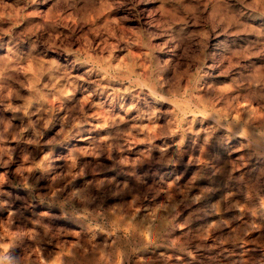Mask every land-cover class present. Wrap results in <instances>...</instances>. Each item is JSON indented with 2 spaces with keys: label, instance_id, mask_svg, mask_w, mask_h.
Returning a JSON list of instances; mask_svg holds the SVG:
<instances>
[{
  "label": "rangeland",
  "instance_id": "374dc122",
  "mask_svg": "<svg viewBox=\"0 0 264 264\" xmlns=\"http://www.w3.org/2000/svg\"><path fill=\"white\" fill-rule=\"evenodd\" d=\"M32 1L0 0V264H264V0Z\"/></svg>",
  "mask_w": 264,
  "mask_h": 264
},
{
  "label": "bare ground",
  "instance_id": "6f19581e",
  "mask_svg": "<svg viewBox=\"0 0 264 264\" xmlns=\"http://www.w3.org/2000/svg\"><path fill=\"white\" fill-rule=\"evenodd\" d=\"M7 1V0H6ZM49 0H33L32 2L33 3H35V4H39V5H43V7L45 6V7H47V2H48ZM2 3V2H1ZM55 3V2H54ZM161 4V3H160ZM48 5H49V3H48ZM52 6V5H51ZM1 8V7H0ZM3 8V7H2ZM6 8V7H5ZM4 8V9H5ZM52 8V7H51ZM1 11H3L2 9H0ZM219 10H220V8H219ZM8 12V11H7ZM12 12H14V11H12ZM31 12V11H30ZM52 12V11H51ZM2 13V12H1ZM6 13V12H5ZM17 13V12H16ZM32 14V13H31ZM44 14H45V12H44ZM7 15H9V14H7ZM14 15H15V12H14ZM33 15V14H32ZM42 15V14H41ZM36 16V15H35ZM48 16H50V15H48ZM5 17H6V14H5ZM7 17H9V16H7ZM16 17V16H15ZM22 17V16H21ZM33 17V16H32ZM37 17V16H36ZM11 18H13V17H11ZM25 18H27V17H25ZM8 19V18H7ZM28 19V18H27ZM51 19V18H50ZM58 19V18H57ZM2 20V19H1ZM13 19H11V21H12ZM25 20V19H24ZM44 20V19H43ZM16 21V20H15ZM17 21H18V19H17ZM14 22V21H13ZM12 22V23H13ZM19 22V21H18ZM55 22V21H54ZM54 22H52L54 25H55V23ZM11 23V24H12ZM16 23V22H15ZM35 23H40V21L39 20H35ZM17 24V23H16ZM41 24V23H40ZM13 25V24H12ZM21 25H23V24H21ZM43 25V24H42ZM16 26V25H15ZM28 28V27H27ZM5 29V28H4ZM4 33V32H3ZM5 34V33H4ZM60 35V34H59ZM7 41V40H6ZM101 42H102V40H101ZM105 45V44H104ZM180 45V44H179ZM41 46V45H40ZM93 47V46H92ZM98 47V46H97ZM100 47V46H99ZM103 47V46H102ZM106 47V46H105ZM44 48V47H43ZM102 49V48H101ZM51 51H53L54 52V50H51ZM101 51V50H100ZM3 52V51H2ZM50 52V51H49ZM43 54V53H42ZM9 56V55H8ZM11 57V56H10ZM2 58V57H1ZM2 59H4V58H2ZM10 59V58H9ZM10 60H12V59H10ZM41 60V59H40ZM1 61V60H0ZM3 62V61H2ZM11 62V61H10ZM42 62H44L43 60H42ZM64 63V62H63ZM62 63V64H63ZM69 63V62H68ZM221 64V63H220ZM66 65V64H65ZM227 65V64H226ZM11 66H13V65H11ZM73 66V65H72ZM27 67V66H26ZM42 68V67H41ZM73 68V67H72ZM71 68V69H72ZM85 68V67H84ZM84 68H82V69H84ZM51 69V68H50ZM87 69V68H86ZM7 71V70H6ZM106 71V70H105ZM34 72V71H33ZM68 72H70V71H68ZM242 72V71H241ZM10 73V72H9ZM87 73V72H86ZM13 74V73H12ZM14 74H16V73H14ZM70 74H71V72H70ZM76 74H77V72H76ZM92 74V73H91ZM206 74V73H205ZM6 75V74H5ZM4 75V76H5ZM33 75H35L34 73H33ZM71 75H73V74H71ZM79 75V74H78ZM94 75H95V72H94ZM102 75V74H101ZM14 76V75H13ZM19 76V75H18ZM81 76V75H80ZM261 76V75H260ZM259 76V77H260ZM10 77V76H9ZM15 77V76H14ZM49 77V76H48ZM263 77H264V75H263ZM36 78V77H35ZM82 78H84V76L83 77H81V79ZM87 78V77H86ZM6 79V78H5ZM4 79V80H5ZM85 79V78H84ZM96 79V78H95ZM94 79V80H95ZM98 79H100L99 77H98ZM204 79V78H203ZM110 80V79H109ZM74 81H76V80H74ZM89 81H91V80H89ZM101 81V80H100ZM88 82V81H87ZM109 82V81H108ZM51 83V82H50ZM53 83V82H52ZM98 83V82H97ZM110 83H112V82H110ZM1 84H2V82H1ZM57 85H58V83H56ZM78 84V83H77ZM104 84H106V83H104ZM108 84V83H107ZM204 84V83H203ZM83 85V84H82ZM113 85V84H112ZM1 86V85H0ZM69 86V85H68ZM91 86V85H90ZM83 87V86H82ZM87 87V86H86ZM113 87V86H112ZM119 87V86H118ZM67 88V87H66ZM72 88V87H71ZM93 88V87H92ZM91 88V89H92ZM95 88V87H94ZM72 90V89H71ZM75 90V89H74ZM78 90H80L79 88H78ZM81 90H82V88H81ZM80 90V91H81ZM113 90H114V87H113ZM69 91V90H68ZM7 92V91H6ZM73 92H75V91H72V92H70V93H73ZM111 92V91H110ZM160 92V91H159ZM78 93V92H77ZM88 93V92H87ZM90 93V92H89ZM97 93V92H96ZM237 93V92H236ZM33 94V93H32ZM36 94H38V93H36ZM62 95H63V93H61ZM121 94V93H120ZM127 94V93H126ZM125 94V95H126ZM56 95V94H55ZM82 95V94H81ZM83 95H84V93H83ZM116 95V94H115ZM199 95V94H198ZM205 95V94H204ZM238 95V94H237ZM250 95V94H249ZM90 96V95H89ZM123 96V95H122ZM160 96V95H159ZM5 97V96H4ZM91 97V96H90ZM89 97V98H90ZM93 97V96H92ZM91 97V98H92ZM112 97V96H111ZM80 98H82V97H80ZM95 98V97H94ZM124 98V97H123ZM127 98V97H126ZM261 98V97H260ZM83 99V98H82ZM105 99V98H104ZM107 99V98H106ZM28 100V99H27ZM26 100V101H27ZM32 100V99H31ZM87 100V99H86ZM91 100V99H90ZM117 100V99H116ZM115 100V101H116ZM126 100V99H125ZM129 100V99H128ZM95 101V100H94ZM112 101V100H111ZM163 101V100H162ZM6 102V101H5ZM216 102V101H215ZM255 102H256V100H255ZM4 103V102H3ZM9 103V102H8ZM37 103H38V101H37ZM94 103V102H93ZM102 103V102H101ZM107 103V102H106ZM118 103V102H117ZM132 103V102H131ZM185 103V102H184ZM99 104V103H98ZM218 104V103H217ZM220 104V103H219ZM43 105V104H42ZM66 105V104H65ZM118 105V104H117ZM122 105V104H121ZM125 105V104H124ZM167 105V104H166ZM4 106H5V104H4ZM89 106H90V104H89ZM233 106V105H232ZM95 107V106H94ZM117 107V106H116ZM70 108V107H69ZM108 108V107H107ZM259 108V107H258ZM113 109V108H112ZM119 109H121V108H119ZM151 109V108H150ZM190 109V108H189ZM239 109V108H238ZM22 110V109H21ZM46 110V109H45ZM48 110V109H47ZM160 110V109H159ZM3 112H4V110H3ZM149 112V111H148ZM147 112V113H148ZM259 112V111H258ZM257 112V113H258ZM35 113V112H34ZM44 113V112H43ZM57 113V112H56ZM61 113H63V111L61 112ZM111 113H112V111H111ZM145 113V112H144ZM40 114V113H39ZM50 114V113H49ZM51 114H53V112L51 113ZM114 114V113H113ZM246 114V113H245ZM244 114V115H245ZM116 115V114H115ZM118 115V114H117ZM157 115V114H156ZM45 116V115H44ZM64 116V115H63ZM122 116H123V114H122ZM121 116V117H122ZM131 116V115H130ZM135 116V115H134ZM147 116V115H146ZM206 116V115H205ZM10 117V116H9ZM8 117V118H9ZM18 117V116H17ZM29 117H31V116H29ZM52 117V116H51ZM109 117H110V115H109ZM114 117V116H113ZM129 117V116H128ZM151 117V116H150ZM149 117V118H150ZM7 118V117H6ZM115 118V117H114ZM214 118V117H213ZM57 119V118H56ZM63 119V118H62ZM91 119V118H90ZM90 119H89V121H90ZM125 119V118H124ZM129 119V118H128ZM12 120V119H11ZM111 120V119H110ZM113 120H115V119H113ZM118 120V119H117ZM127 120V119H126ZM153 120V119H152ZM225 120V119H224ZM88 121V120H87ZM93 121H95V119L93 120ZM157 121H158V119H157ZM161 121V120H160ZM198 121V120H197ZM216 121H217V123H218V125L219 126H222L223 125V123L220 121V119L219 118H217L216 119ZM256 121V120H255ZM115 122V121H114ZM113 122V123H114ZM118 122V121H117ZM131 122V121H130ZM204 122V121H203ZM226 122V121H225ZM233 122V121H232ZM52 123V122H51ZM54 123H55V121H54ZM60 123V122H59ZM145 123V122H144ZM158 123V122H157ZM259 123V122H258ZM264 123V122H263ZM49 124V123H48ZM94 124V123H93ZM97 124V123H96ZM98 124H99V122H98ZM107 124V123H106ZM129 124V123H128ZM140 124V123H139ZM142 124V123H141ZM211 124H212V122H211ZM53 125V124H52ZM82 125V124H81ZM101 125H102V123H101ZM103 125H105V123H103ZM102 125V126H103ZM117 125V124H116ZM138 125V124H137ZM137 125H135V126H137ZM152 125H155V124H152ZM205 125V124H204ZM241 125V124H240ZM256 125V124H255ZM18 126V125H17ZM92 126V125H91ZM90 126V127H91ZM141 126V125H140ZM216 126V125H215ZM225 126V125H224ZM83 127V126H82ZM126 127V126H125ZM226 127V126H225ZM1 128V127H0ZM3 128V127H2ZM97 127H95V129H96ZM104 128V127H103ZM127 128V127H126ZM131 128V127H130ZM134 128V127H133ZM140 128V127H139ZM139 128H138V130H139ZM152 128V127H151ZM150 128V129H151ZM153 128H154V126H153ZM79 129V128H78ZM83 129H85V128H83ZM99 129V128H98ZM128 129H129V126H128ZM215 129V128H214ZM81 130V129H80ZM212 130V129H211ZM264 130V129H263ZM262 130V131H263ZM84 131V130H83ZM88 131V130H87ZM120 131V130H119ZM89 132V131H88ZM138 132H140V131H138ZM243 132L245 133V134H248V135H251V136H253V137H256V139H257V142H256V144L259 146V147H261V148H264V136L263 135H261V134H257L256 132H255V129L253 130L252 128H250V127H245L244 129H243ZM85 133V132H84ZM94 133V132H93ZM96 133V132H95ZM102 133V132H101ZM194 133H196V132H194ZM203 133V132H202ZM261 133V132H260ZM222 134V133H221ZM29 135V134H28ZM99 135V134H98ZM102 135V134H101ZM105 135V134H104ZM103 135V136H104ZM190 135V134H189ZM213 135V134H212ZM79 136V135H78ZM82 136V135H81ZM102 136V137H103ZM105 136H107V135H105ZM104 136V137H105ZM110 136V135H109ZM205 136V135H204ZM211 136V135H210ZM221 136V135H220ZM101 137V138H102ZM75 138V137H74ZM79 138V137H78ZM90 138V137H89ZM88 138V139H89ZM98 138H100V137H97V139ZM120 138V137H119ZM201 138V137H200ZM235 138H238V137H235ZM80 139V138H79ZM95 139H96V137H95ZM108 139V138H107ZM246 139V138H245ZM81 140V139H80ZM83 140H86L85 138L83 139ZM98 140H100V139H98ZM97 140V142H95V144L94 145H96V143H98L99 145H100V143H99V141ZM103 140H105L104 138H103ZM82 141V140H81ZM107 141V140H106ZM130 141V140H129ZM171 141V140H170ZM73 142V141H72ZM77 142V141H76ZM242 142V141H241ZM61 143V142H60ZM85 143H86V141H85ZM130 143V142H129ZM166 143H168L167 141H166ZM235 143V142H234ZM104 144V143H103ZM169 144V143H168ZM167 144V145H168ZM201 144V143H200ZM237 144V143H236ZM252 144V143H251ZM65 145V144H64ZM66 145H67V143H66ZM76 145V144H75ZM101 145H102V143H101ZM101 145H100V147H101ZM238 145V144H237ZM256 145V146H257ZM81 146V145H80ZM98 146V145H97ZM165 146V145H164ZM240 146V145H239ZM82 147V146H81ZM85 147V146H84ZM103 147V146H102ZM126 147V146H125ZM225 147V146H224ZM235 147V146H234ZM69 148V147H68ZM89 148V147H88ZM165 148V147H164ZM98 149V148H97ZM136 150V149H135ZM162 150V149H161ZM144 151V150H143ZM234 151V150H233ZM252 151V150H251ZM87 152V151H86ZM137 152V151H136ZM164 153H165V151H163ZM163 152H162V154H163ZM264 152V151H263ZM249 153H251V152H249ZM248 153V154H249ZM255 153V152H254ZM190 154V153H189ZM251 154H253V153H251ZM65 155H67V153H65ZM247 155V154H246ZM45 156V155H44ZM67 156H69V155H67ZM160 156V155H159ZM248 156H250V155H248ZM254 156V155H253ZM46 157V156H45ZM247 157V156H246ZM56 158H57V156H56ZM52 159H54V158H52ZM61 159H63V158H61ZM250 159V158H249ZM256 159V158H255ZM56 160V159H55ZM253 161V160H252ZM254 161H256V160H254ZM58 162V161H57ZM54 164V163H53ZM58 165V164H57ZM57 165L55 164V166L57 167ZM55 168V167H54ZM60 168V167H59ZM51 169V168H50ZM53 169V168H52ZM169 170H171V169H169ZM167 177V176H166ZM170 178V177H169ZM122 185V184H121ZM17 210V209H16ZM68 228V227H67ZM222 246V245H221ZM197 247V246H196ZM229 249V248H228ZM227 250V249H226ZM168 254H169V252H168ZM228 255V254H227ZM206 256H208V255H206ZM164 257V256H163ZM177 258V257H176ZM159 259H160V257H159ZM264 260V259H263ZM210 261V260H209ZM239 261V260H238ZM203 262V261H202ZM169 264V263H168Z\"/></svg>",
  "mask_w": 264,
  "mask_h": 264
}]
</instances>
